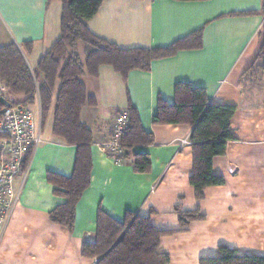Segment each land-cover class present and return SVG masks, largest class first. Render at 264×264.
Wrapping results in <instances>:
<instances>
[{"label": "crops", "instance_id": "0c3cea01", "mask_svg": "<svg viewBox=\"0 0 264 264\" xmlns=\"http://www.w3.org/2000/svg\"><path fill=\"white\" fill-rule=\"evenodd\" d=\"M263 7L264 0H106L88 27L122 49L168 47L200 30L203 47L156 61L149 72L132 71L127 81L109 66L97 78L83 76L88 96L96 101L81 113L93 135L92 174L73 231L49 217L64 199L54 194L48 174L70 177L77 148L53 135V114L43 125L38 99L30 106L38 108L42 142L1 242L0 264H96L98 259L83 257L81 247L94 241L100 210L120 222L133 213L150 217L159 230L179 231L161 239L160 252L170 256V264L220 257L223 246L238 256H264V70L248 74L264 34ZM61 14L59 1L0 0V47L16 44L25 52L26 43H32L25 53L29 67L36 69L61 36ZM178 83L206 89L211 105L237 107L231 120L235 139L213 161V173L225 183L208 188L200 202L190 184L193 127L153 124L160 99L175 103ZM130 103L155 138L153 145L134 149L151 159L146 174L136 173L131 159L117 164L102 150L112 119ZM177 207L199 209L204 219L181 232Z\"/></svg>", "mask_w": 264, "mask_h": 264}, {"label": "trees", "instance_id": "16d2710c", "mask_svg": "<svg viewBox=\"0 0 264 264\" xmlns=\"http://www.w3.org/2000/svg\"><path fill=\"white\" fill-rule=\"evenodd\" d=\"M48 1L62 4L59 40L34 70L29 67L25 53L30 52L32 43H26L25 52L16 44L0 47V80L10 97L24 98L21 104L34 105L39 94L43 125L53 114V135L66 145L77 148L75 167L70 177L48 174L49 182L55 187L54 194L64 199V203L55 208L49 217L55 225L73 231L76 208L91 185L92 174L93 135L82 122L81 113L86 106H94L96 101L88 96L83 76L97 78L100 69L109 66L127 81L132 71L149 72L156 61L174 57L182 51L201 49L204 44L203 30L168 47L122 49L96 36L88 27V22L97 15L106 0ZM260 38L259 53L248 72L249 76L264 70V34ZM128 111L130 125L122 139L124 160L131 159L135 172L146 174L151 169V159L147 154L134 153V149L153 145L155 138L153 133L145 130L138 111L131 103ZM236 112V106L209 104L206 89L196 88L190 83L176 85L175 103L169 104L162 99L158 102L154 125L193 127L190 136L193 152L190 184L199 202L204 199L208 188L225 183L223 177L213 173V161L224 156L227 143L235 139L231 120ZM175 212L183 228L181 232H185L192 222L204 219L199 209L182 211L177 207ZM177 233L179 231L159 230L150 217L127 213L125 220L120 222L100 210L95 239L82 244L81 254L88 259H98L96 264H170V256L160 252V243L163 237ZM220 253V257L202 258L199 264H264V256H238L224 246L220 247Z\"/></svg>", "mask_w": 264, "mask_h": 264}, {"label": "built area", "instance_id": "2783aa9c", "mask_svg": "<svg viewBox=\"0 0 264 264\" xmlns=\"http://www.w3.org/2000/svg\"><path fill=\"white\" fill-rule=\"evenodd\" d=\"M1 98L10 106L0 103V245L19 205L31 159L42 142L41 117L37 123L30 106L13 101L0 80ZM37 99L40 101L39 94ZM129 121L128 110L116 114L109 126L108 139L102 145L104 153L117 164L124 161L122 139L129 128ZM188 143V140L183 141V144ZM19 178L21 183L17 185Z\"/></svg>", "mask_w": 264, "mask_h": 264}, {"label": "water", "instance_id": "95a60500", "mask_svg": "<svg viewBox=\"0 0 264 264\" xmlns=\"http://www.w3.org/2000/svg\"><path fill=\"white\" fill-rule=\"evenodd\" d=\"M0 103L5 106V107H9L10 104L4 99V98H1L0 99ZM4 112V110L2 111V113Z\"/></svg>", "mask_w": 264, "mask_h": 264}, {"label": "rangeland", "instance_id": "374dc122", "mask_svg": "<svg viewBox=\"0 0 264 264\" xmlns=\"http://www.w3.org/2000/svg\"><path fill=\"white\" fill-rule=\"evenodd\" d=\"M13 100H14V99H13ZM32 110L35 112V114H36V116H37V114H38V112H37L38 108L35 106V107H33ZM47 127H48V125H46V129H45V130H47Z\"/></svg>", "mask_w": 264, "mask_h": 264}]
</instances>
